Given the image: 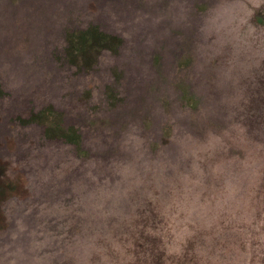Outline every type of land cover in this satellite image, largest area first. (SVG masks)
<instances>
[{
    "label": "rangeland",
    "instance_id": "1",
    "mask_svg": "<svg viewBox=\"0 0 264 264\" xmlns=\"http://www.w3.org/2000/svg\"><path fill=\"white\" fill-rule=\"evenodd\" d=\"M263 134L264 0H0V264H264Z\"/></svg>",
    "mask_w": 264,
    "mask_h": 264
},
{
    "label": "trees",
    "instance_id": "2",
    "mask_svg": "<svg viewBox=\"0 0 264 264\" xmlns=\"http://www.w3.org/2000/svg\"><path fill=\"white\" fill-rule=\"evenodd\" d=\"M88 27H92V25H88L86 28H88ZM85 28V29H86ZM84 29V30H85ZM72 31H74V30H67L66 32H65V34H64V40H65V43H66V46H65V48L67 49V47H68V55L66 54V56L68 57V61L70 62V63H73L72 62V41H73V36H72V34H71V32ZM78 31V30H77ZM99 42H102V41H99ZM103 43V42H102ZM100 45H102V44H100ZM67 50H65V52H66ZM243 81H242V83H244L245 81H246V79H242ZM239 103V102H238ZM42 117V118H41ZM23 118H25V119H23ZM40 119H43V116L42 115H40V114H38V113H36V112H31L29 115H28V117H19L18 118V120L19 121H22L23 123H25V124H29V123H32V124H37V125H41L42 126V128H43V134L45 135V137L47 138V139H49V140H53L54 138H57V137H54V136H52L51 135V133H50V130H48V125H43V124H40L39 123V120ZM76 129V128H75ZM76 131L78 132V138H77V140L76 139H73V136H72V134L69 132L68 134H61L60 135V137H58L60 140H62L63 142H65L66 144H70V145H72L73 147H78V148H80V141H81V136H80V134H79V131L76 129ZM263 137H264V134H263ZM264 140V139H263ZM158 216V215H157ZM152 220V219H151ZM145 222V221H144ZM143 222V223H144ZM154 223V222H153ZM159 223H160V220H159ZM159 223H154V226L153 227H155V228H157V226L159 225ZM169 224V222L167 221V218L166 219H164V221H163V223H162V225H165V226H163V227H161V228H157V230H164V232H168V230L167 229H169L171 232H176L175 230H174V227H173V224H172V222L170 221V224H169V226L167 227V225ZM128 225V224H127ZM126 228H127V226H125ZM125 227H123L122 226V229H124ZM121 229V230H122ZM115 231V230H114ZM121 232H123V231H121ZM139 234H141V232L139 233ZM144 240H147V238H146V236H144V235H141V236H137V237H135V239H134V241H135V244L137 243V244H139L140 246L142 245V243H143V241ZM162 249V248H161ZM162 251V250H161ZM124 252H129V254H127L126 256H125V258H120L119 260H118V256H117V254H116V258H115V262H117V264H134V262H133V260H132V254H130V251H129V248L127 247V245L125 246V248H124ZM150 252V251H149ZM168 253H170L169 251H168ZM138 259V258H137ZM119 261V262H118Z\"/></svg>",
    "mask_w": 264,
    "mask_h": 264
}]
</instances>
